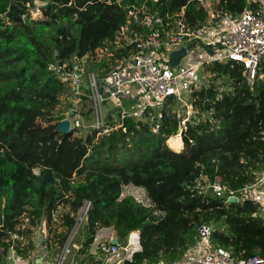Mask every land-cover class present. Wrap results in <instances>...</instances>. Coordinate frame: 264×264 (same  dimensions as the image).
<instances>
[{"label": "trees", "instance_id": "obj_1", "mask_svg": "<svg viewBox=\"0 0 264 264\" xmlns=\"http://www.w3.org/2000/svg\"><path fill=\"white\" fill-rule=\"evenodd\" d=\"M36 1L43 3L37 20L31 17ZM144 4L162 17L185 7L193 26L208 18L187 0H0V264H8L11 246L24 258L32 256L44 223L42 246L60 253L86 203L91 206L79 257L88 253L100 228H113L123 246L130 233L141 234L142 252L125 264L174 261L196 245L200 226L211 225L213 244L234 259L264 258V220L253 218L255 205L227 202L200 189L220 177L229 190H240L264 169V62L262 78L252 85L236 63L205 68L214 78L193 91L194 103L202 111L212 109L219 122L189 124L182 135L184 152H174L177 159L164 156L180 125L175 100L164 108L158 134L149 122L122 118L120 112H109L108 133L56 131L66 118L56 106L75 91L51 67L67 64L73 71L87 58L86 71L103 76L108 63L94 64L88 57L115 39L128 8ZM247 7L258 9L249 0H221L218 10L236 18ZM218 77L234 88L221 100ZM171 143L180 144L174 138ZM126 184L144 187L165 215L156 217L131 198L120 201Z\"/></svg>", "mask_w": 264, "mask_h": 264}, {"label": "built area", "instance_id": "obj_2", "mask_svg": "<svg viewBox=\"0 0 264 264\" xmlns=\"http://www.w3.org/2000/svg\"><path fill=\"white\" fill-rule=\"evenodd\" d=\"M100 1L113 3V0ZM116 2L121 4L122 0ZM187 2L195 3L197 8L204 9L208 14L207 21L199 25H191L185 17V7L177 14L162 17L145 4L140 7L132 6L128 8L127 23L116 34L115 39L107 43L104 48L98 49L94 56L88 57L94 64L106 61L109 67L103 76L95 71L87 72L84 90L90 93V98L94 101L92 113L95 121L91 128L100 133H108L111 130L108 127L103 104L107 100H112L115 104L113 110H110L112 113L120 112L122 118L135 117L147 121L151 125L152 132L158 134L162 128L163 110L171 100H175L177 105L186 106L187 116L180 121L177 134L170 137L167 144L173 149L175 146L172 145L171 140L174 138L180 142L178 149L182 150L185 148L182 135L189 124L195 125L202 120L212 125H217L219 122L212 109L202 111L195 106L193 91L200 89L198 88L200 72L214 63L233 62L244 68L249 84L252 85L257 78H262L259 72L264 62V12L247 7L237 19L231 20V16L226 12L218 10L221 0H187ZM209 18H224L227 19V23L219 28L209 23ZM181 48L187 49V54L180 64L173 68L170 66L171 54ZM124 52L125 54L122 55ZM118 54L122 56L117 58ZM85 59L87 58L82 62H76L73 71L67 69V64L51 67L78 96L84 95L79 88L87 63ZM216 86L217 100H221L224 93L234 92V88L219 77ZM126 99L129 100L125 101ZM75 107L73 116L67 118L71 121L73 132H79L85 129V126L82 123L83 116ZM200 189L204 194L212 193L218 198L226 197L227 202H232L233 199L237 200L236 203L251 202L255 205L253 218L264 220V169L257 174L254 183L240 190H229L220 177H216ZM125 198L133 199L156 217L165 215L156 207L142 186L124 185L119 200ZM90 206L91 203H86L80 210L75 228L57 257H51L47 246H42L41 250L44 254L39 258L40 264L54 262V264H77L75 261L70 263L68 261L69 256L72 255V236L86 222ZM43 229L47 231L46 223L43 224ZM213 231L211 225L200 226L194 247L174 261L160 259L157 264H264V258L258 254L239 260L234 259L230 251L213 244ZM45 239L44 236L41 244ZM142 250L139 231L130 233L126 246H123L113 228H100L90 245L88 254L103 258V264H125L127 261L133 262L134 255ZM32 256L24 258L15 246H11L7 261L8 264H31Z\"/></svg>", "mask_w": 264, "mask_h": 264}, {"label": "rangeland", "instance_id": "obj_3", "mask_svg": "<svg viewBox=\"0 0 264 264\" xmlns=\"http://www.w3.org/2000/svg\"><path fill=\"white\" fill-rule=\"evenodd\" d=\"M41 6H43V3L40 1H36V7L34 9H32V11H31V17L33 19L37 20V19H41L43 17V13L40 9ZM208 21H209V23H212L213 26H217L219 28L224 27L226 25L225 23H227V19H224V18H209ZM87 74L88 73L85 69V72L83 74V80L81 81L80 88H79L81 93H84V95L78 96L77 94H75L74 97H72V96L62 97L61 98L62 106H59V105L56 106L57 111H60L67 118V117H69L70 110L74 109L73 105H72V107H70L69 104L71 102H73V104L74 103L77 104L75 109H77L78 113L81 116H83V115L87 116L86 118H84V116L82 118V123L85 126V129H82L81 131L78 132L79 134L82 133V135H86L87 132L89 130H91V127L93 126L94 121H95L93 113L92 112L89 113V111L93 109L94 101H93V99L90 98V93H87V90H84V85H86V83H87ZM211 78H214V76L210 77L209 73L206 72L205 70L200 72V86L198 88H201L202 86H206L208 83H211L213 81V80H211ZM50 103L51 102H49V101L45 102V104H50ZM114 107H115V104L113 103L112 100L105 101L103 104L104 113L106 114L109 110L112 111ZM173 110H174V112H176L178 114L177 118H180V121H182V119L187 116V108L184 104L175 105ZM184 150L185 149L181 150V149H178L177 147H173V149H171V150H169V149L165 150L164 156L167 159H177V156L174 154L175 153H177V154L183 153ZM83 225H81L74 232V234L72 236L73 237V243H72V249H71L72 255H70L68 258V261H69V259L72 258V259H74L75 262H77V264H81V262H82L81 258L79 257V253H80L79 248H81V246L84 242V237H85ZM44 236L47 238V231H45L43 229V227H41L36 232V238H35V240H36V251L33 255L34 258L37 256L43 255L42 250H41V248H42L41 242H42ZM50 256L53 258L57 257V255H52V254H50ZM123 256H125L124 253H123ZM93 260L97 261L98 257H95V259H93ZM93 260L90 259L88 256L85 258L84 264H94L95 261H93ZM54 263H52V264H54Z\"/></svg>", "mask_w": 264, "mask_h": 264}, {"label": "water", "instance_id": "obj_4", "mask_svg": "<svg viewBox=\"0 0 264 264\" xmlns=\"http://www.w3.org/2000/svg\"><path fill=\"white\" fill-rule=\"evenodd\" d=\"M186 54H187V49H185V48H181L180 50L172 52L171 58H170V66L173 67V68L178 66L180 64L181 60L186 56ZM98 81H99L100 86L102 88L101 79H99ZM75 106H76V103L73 104V107H75ZM73 114H74V111H73V109H71L70 112H69V116L72 117ZM56 131L58 133L65 134V135L73 133V129H72V126H71L70 119L66 118V119L61 120L56 125ZM232 202L236 203L237 200L233 199ZM211 229L214 230V226H211Z\"/></svg>", "mask_w": 264, "mask_h": 264}, {"label": "crops", "instance_id": "obj_5", "mask_svg": "<svg viewBox=\"0 0 264 264\" xmlns=\"http://www.w3.org/2000/svg\"><path fill=\"white\" fill-rule=\"evenodd\" d=\"M249 2H251L252 4H256L257 5V7H258V9L257 10H261V11H263L264 12V0H249ZM250 8V7H249ZM252 9V8H251ZM235 19H237V17L236 18H233V17H231V20H235ZM129 99H126L125 101H128ZM126 104H128V103H126ZM109 112H111L110 110L106 113V115H107V117L109 116L108 115V113ZM84 116V115H83ZM87 116H84V118H86ZM177 148H180V144H179V146L177 147ZM36 238V237H35ZM78 249V248H77ZM81 248H79V250H80ZM80 252V251H79ZM43 253V252H42ZM44 254V253H43ZM34 255V254H33ZM88 256H91V255H89L88 253L87 254H85V255H83V256H81L80 255V258H81V260L83 261L84 260V258L85 257H88ZM91 257H94L95 258V256H91ZM39 258H40V256H37V257H31V259H30V262H31V264H40V260H39ZM102 259L101 257H98V259ZM71 261H74V259H69V263L71 262Z\"/></svg>", "mask_w": 264, "mask_h": 264}]
</instances>
